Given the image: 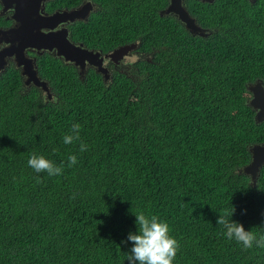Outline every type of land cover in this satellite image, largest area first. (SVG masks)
<instances>
[{
  "label": "trees",
  "instance_id": "16d2710c",
  "mask_svg": "<svg viewBox=\"0 0 264 264\" xmlns=\"http://www.w3.org/2000/svg\"><path fill=\"white\" fill-rule=\"evenodd\" d=\"M98 1L80 39L103 52L134 44L133 66L107 80L46 54L52 100L18 73L0 77V264H128L136 213L169 224L173 264H264V248L245 249L216 223L234 207L232 220L264 234V164L255 183L238 171L264 142L246 103L259 31L235 14L193 36L154 0ZM74 123L80 139L66 145ZM34 153L62 174L36 173Z\"/></svg>",
  "mask_w": 264,
  "mask_h": 264
},
{
  "label": "flooded vegetation",
  "instance_id": "af4514ba",
  "mask_svg": "<svg viewBox=\"0 0 264 264\" xmlns=\"http://www.w3.org/2000/svg\"><path fill=\"white\" fill-rule=\"evenodd\" d=\"M100 1L98 0H81L77 3H69L68 0H0V30L8 29H28L31 28L34 31H40L42 33L59 32L60 36L65 41L64 37L68 39L72 44L82 48L83 50L93 51L94 54L91 58L86 59L85 72L95 71L102 75L103 78L108 76L107 80L113 77L114 72L129 69L133 66V63L141 56L138 48H133L125 56H111L110 54L116 49L103 52L97 48H88L94 43V40L89 39L88 43H85L80 39V32L87 27L91 19L100 12ZM154 5L160 16H171L182 23L186 29L193 36L208 37L215 26L224 27L220 24L222 22L221 16H225L227 20H233L235 14L243 16L246 24L252 26L255 30H258L261 38L258 40L261 46V52L257 55L255 61V70L252 69V75L257 73L260 77H256L254 81L247 83L246 103L255 112L261 109L258 105L259 98L255 101V107L251 102L256 98V92L259 85L264 90V0H154ZM217 6L221 12L217 18L210 16L208 9H212ZM175 8L170 13L166 10L169 8ZM185 10L195 20V24L203 29L204 35L198 33H192L187 27V22L180 18L179 11ZM77 11V12H76ZM76 12L74 18L67 17L68 14ZM233 14V17H231ZM55 19H50L54 17ZM210 16L213 19L211 24H208L207 17ZM236 16V17H239ZM45 23L55 24L54 27L43 25ZM37 25V26H36ZM33 26H35L33 28ZM101 40V39H100ZM124 46V45H123ZM51 53H50V52ZM81 50L75 51L80 53ZM25 59L20 52L12 46L11 42L5 41L0 36V77L10 72L18 73L22 79V87L29 89L32 86H36L42 90L47 96V99H53L54 93L48 80L42 77L40 73L41 57L46 54H50L53 57L63 59L66 63L75 66L80 72V65H76L75 61H66L64 55L58 54V49H38L36 47H28L25 49ZM100 54L99 56H95ZM19 60L21 64L19 63ZM104 69V70H100ZM23 70H30L32 73L36 71L37 76L42 80L48 82L52 98H48L47 93L33 82L26 83L28 75L23 74ZM83 74V75H84Z\"/></svg>",
  "mask_w": 264,
  "mask_h": 264
},
{
  "label": "clouds",
  "instance_id": "9594fccd",
  "mask_svg": "<svg viewBox=\"0 0 264 264\" xmlns=\"http://www.w3.org/2000/svg\"><path fill=\"white\" fill-rule=\"evenodd\" d=\"M81 125L74 123L68 134L63 137V143L73 144L80 139ZM87 150V145L80 144V151ZM77 163V156L68 157V167ZM28 165L36 173L47 172L49 176L60 175L63 172V164L56 165L54 161L43 155L32 154L28 160ZM234 207L230 211L220 214L216 223L222 225L226 230L228 239H235L242 244L245 249L254 246L264 248V234L257 237L251 230H245L243 224L234 221L231 217L234 214ZM137 230L129 232L127 239L123 243L131 242L127 255L128 264H173L174 258L179 248L178 241L170 235V226L166 221L160 220L155 215H145L136 213Z\"/></svg>",
  "mask_w": 264,
  "mask_h": 264
},
{
  "label": "water",
  "instance_id": "95a60500",
  "mask_svg": "<svg viewBox=\"0 0 264 264\" xmlns=\"http://www.w3.org/2000/svg\"><path fill=\"white\" fill-rule=\"evenodd\" d=\"M172 10H175V8H169L166 10L167 13H170ZM77 12V11H76ZM76 12L72 14H68L67 17L74 18L76 15ZM180 18L187 22V27L190 29L192 33H198L204 35L203 29L201 27H198L195 24V20L188 14L185 10L179 11ZM50 19L54 20V17H51ZM43 25L54 27L55 24L45 23ZM37 26V25H36ZM35 26H33L34 28ZM36 28V27H35ZM0 36L7 42H11L12 46H14L20 54L25 59V49L28 47H36L38 49H58L59 55H64L66 61H75L76 65H80V73L83 75L85 72V66H86V59L94 54L93 51L89 50H83L82 48H79L78 46H75L72 44L68 39H65L63 42L62 37L60 36L59 32H51V33H42L40 31H34L31 28L28 29H8V30H0ZM136 48L134 44L132 45H124L118 49H116L114 52H112L111 56H122L128 54L133 48ZM81 50L80 53H75L77 50ZM100 54H96L95 56H99ZM19 63L21 64L20 60ZM1 67V66H0ZM104 70V69H100ZM106 72V70H104ZM23 74L28 75V78L26 79V83L30 84L33 82L35 85L41 87L48 95V98H52V92L50 89V86L47 81L42 80L40 77L37 76L36 71L33 73L30 70H23ZM108 76L106 75L105 79ZM258 90L256 92V98L251 102V104L254 106L255 101L257 97L258 105L261 108L255 117L257 122L264 121V90L261 84H258ZM255 107V106H254ZM250 152L252 154L251 161L240 168L238 171L239 173H244L250 176L252 183L256 182V179L258 178L260 174L261 167L264 164V142L263 143H257L250 147Z\"/></svg>",
  "mask_w": 264,
  "mask_h": 264
},
{
  "label": "bare ground",
  "instance_id": "6f19581e",
  "mask_svg": "<svg viewBox=\"0 0 264 264\" xmlns=\"http://www.w3.org/2000/svg\"><path fill=\"white\" fill-rule=\"evenodd\" d=\"M50 52V51H49ZM51 53V52H50Z\"/></svg>",
  "mask_w": 264,
  "mask_h": 264
}]
</instances>
